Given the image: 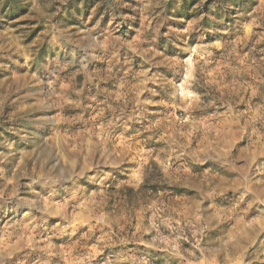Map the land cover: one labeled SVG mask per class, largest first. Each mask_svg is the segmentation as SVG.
Instances as JSON below:
<instances>
[{
  "label": "rangeland",
  "instance_id": "rangeland-1",
  "mask_svg": "<svg viewBox=\"0 0 264 264\" xmlns=\"http://www.w3.org/2000/svg\"><path fill=\"white\" fill-rule=\"evenodd\" d=\"M0 264H264V0H0Z\"/></svg>",
  "mask_w": 264,
  "mask_h": 264
}]
</instances>
